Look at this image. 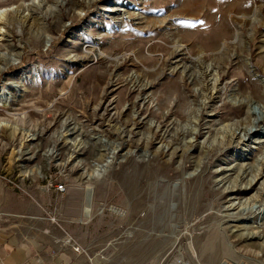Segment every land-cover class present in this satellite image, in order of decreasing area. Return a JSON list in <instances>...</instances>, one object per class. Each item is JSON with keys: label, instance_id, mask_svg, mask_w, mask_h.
<instances>
[{"label": "rangeland", "instance_id": "rangeland-1", "mask_svg": "<svg viewBox=\"0 0 264 264\" xmlns=\"http://www.w3.org/2000/svg\"><path fill=\"white\" fill-rule=\"evenodd\" d=\"M263 206L264 0H0V234L49 222L87 264H264L239 238Z\"/></svg>", "mask_w": 264, "mask_h": 264}, {"label": "crops", "instance_id": "crops-1", "mask_svg": "<svg viewBox=\"0 0 264 264\" xmlns=\"http://www.w3.org/2000/svg\"><path fill=\"white\" fill-rule=\"evenodd\" d=\"M27 221L12 232L0 234V264H87L65 233L47 222L28 231Z\"/></svg>", "mask_w": 264, "mask_h": 264}, {"label": "bare ground", "instance_id": "bare-ground-1", "mask_svg": "<svg viewBox=\"0 0 264 264\" xmlns=\"http://www.w3.org/2000/svg\"><path fill=\"white\" fill-rule=\"evenodd\" d=\"M232 7V6H231ZM231 7L230 6H228V7H222V8H220V10H219V12H222L224 9H228V10H231ZM218 31H216V33H217V37L218 36H221L224 32H225V27H224V29H223V27H222V25L221 26H218V29H217ZM14 133V132H13ZM113 146L112 147V149H110L111 151L109 152V154H108V156H107V159L108 160H105V162L104 163H102L101 165H97L96 167H95V169L91 172V174L90 175H88V177H87V180L90 182V180H92V178L93 177H95V175L94 174H96V176L97 177H100L102 174H104L106 171H107V169L109 168V166L113 163V161L115 160V158H116V155H117V153L118 152H116L117 151V148L114 146V145H112L111 143H109V142H106V144L105 145H103V147L105 148V147H107V146ZM57 157H58V150H54L53 151V154H52V158H56L57 159ZM51 159V158H50ZM77 160V159H76ZM77 161H81V160H77ZM65 163V162H64ZM39 170H40V168H39ZM38 170V171H39ZM39 174H43L42 173V169L38 172ZM146 175H147V172H146ZM149 176V175H148ZM147 180V179H146ZM144 193V192H143ZM148 194V193H147ZM143 196V195H142ZM148 196H149V194H148ZM147 197V196H146ZM86 199H87V195H86ZM149 199V198H148ZM88 203H89V200H88ZM90 205L88 204V206L85 208V211H86V213H88L89 211H90V207H89ZM258 214H260L261 216H263V218H264V206L262 207V208H260V210H259V213ZM251 227V226H250ZM249 226H247V224H246V226L244 225V230H242V231H240V234H239V238L241 239H246L247 240V238L249 239L250 238V242H249V244L250 245H253L254 247H256L257 249H258V251H259V253H258V256H262V257H264V223L262 224V225H260V226H258V229H262V231L261 232H249ZM232 233L234 232V230H232L231 231ZM258 261V263L259 264H261L260 262H259V260H257ZM223 264H225V263H223ZM226 264H228V263H226ZM236 264H241V263H237L236 262Z\"/></svg>", "mask_w": 264, "mask_h": 264}, {"label": "built area", "instance_id": "built-area-1", "mask_svg": "<svg viewBox=\"0 0 264 264\" xmlns=\"http://www.w3.org/2000/svg\"><path fill=\"white\" fill-rule=\"evenodd\" d=\"M58 190L64 191V186H58ZM77 250V249H76ZM78 251V250H77Z\"/></svg>", "mask_w": 264, "mask_h": 264}]
</instances>
